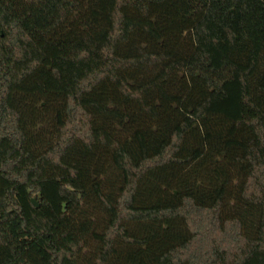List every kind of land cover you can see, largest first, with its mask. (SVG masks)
Returning <instances> with one entry per match:
<instances>
[{"label":"trees","instance_id":"obj_1","mask_svg":"<svg viewBox=\"0 0 264 264\" xmlns=\"http://www.w3.org/2000/svg\"><path fill=\"white\" fill-rule=\"evenodd\" d=\"M0 264H264V0H0Z\"/></svg>","mask_w":264,"mask_h":264},{"label":"water","instance_id":"obj_2","mask_svg":"<svg viewBox=\"0 0 264 264\" xmlns=\"http://www.w3.org/2000/svg\"><path fill=\"white\" fill-rule=\"evenodd\" d=\"M32 202H33L36 206L39 205L35 197L32 198Z\"/></svg>","mask_w":264,"mask_h":264}]
</instances>
